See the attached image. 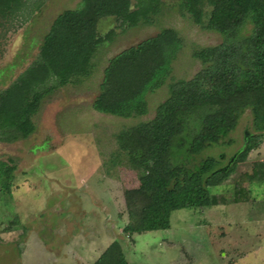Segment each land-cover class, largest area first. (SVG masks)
I'll return each mask as SVG.
<instances>
[{
  "label": "rangeland",
  "instance_id": "374dc122",
  "mask_svg": "<svg viewBox=\"0 0 264 264\" xmlns=\"http://www.w3.org/2000/svg\"><path fill=\"white\" fill-rule=\"evenodd\" d=\"M33 1L27 20L0 21V93L21 82L56 16L81 0ZM178 1L162 0V12L151 26L125 33L116 29L113 42L94 55L88 76L74 77L42 98L28 138L0 141V160L16 167L12 191L0 192V264H92L113 241L121 245L128 264H264V184L242 181L255 163H264V141L227 181L209 188L220 201L217 206L173 211L167 230L122 234L129 211L126 191L139 183L131 170L108 168L117 149L113 135L152 119L168 95L167 84L188 80L200 70L191 57L194 48L222 42L218 34L182 17ZM96 27L104 35L115 28L114 18H102ZM162 29L174 30L182 49L166 85L147 96V114L123 119L94 111L108 60ZM252 132L246 110L229 135L233 144L209 148L191 165L210 156L228 167ZM239 182L250 193L247 201L234 203ZM15 217L20 225L7 231Z\"/></svg>",
  "mask_w": 264,
  "mask_h": 264
},
{
  "label": "trees",
  "instance_id": "16d2710c",
  "mask_svg": "<svg viewBox=\"0 0 264 264\" xmlns=\"http://www.w3.org/2000/svg\"><path fill=\"white\" fill-rule=\"evenodd\" d=\"M33 2L0 0V21L27 20ZM177 6L182 17L218 34L222 42L194 48L191 57L200 70L188 80L167 84L168 95L152 119L113 135L117 149L108 168L131 170L139 183L126 191L125 237L169 229L173 211L217 206L220 201L209 188L227 181L264 141V0H179ZM162 8V0H81L75 9L57 15L21 82L0 93V141L28 138L44 96L74 77L88 76L94 55L113 42L116 29L125 33L151 26ZM106 17L114 18L115 28L99 35L97 23ZM181 49L177 33L162 29L110 58L93 110L123 119L145 116L147 96L166 85ZM246 110L253 132L231 164L223 168L209 156L191 165L209 148L232 145L229 135ZM15 170L10 160H0V192L12 191ZM243 177L249 185L264 184V163H255ZM241 183L235 185L234 203L248 199L250 192ZM19 225L15 217L7 231ZM92 264L128 263L119 242L113 241Z\"/></svg>",
  "mask_w": 264,
  "mask_h": 264
},
{
  "label": "water",
  "instance_id": "95a60500",
  "mask_svg": "<svg viewBox=\"0 0 264 264\" xmlns=\"http://www.w3.org/2000/svg\"><path fill=\"white\" fill-rule=\"evenodd\" d=\"M232 161H233V159H231L230 164H231ZM228 166H229V165H228Z\"/></svg>",
  "mask_w": 264,
  "mask_h": 264
}]
</instances>
